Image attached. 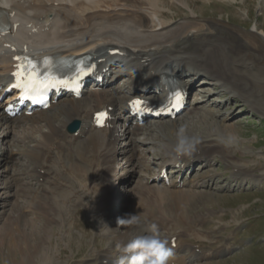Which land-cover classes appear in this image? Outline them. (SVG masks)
<instances>
[{
	"label": "bare ground",
	"instance_id": "1",
	"mask_svg": "<svg viewBox=\"0 0 264 264\" xmlns=\"http://www.w3.org/2000/svg\"><path fill=\"white\" fill-rule=\"evenodd\" d=\"M94 1H97L96 6L101 5L103 9L107 11L109 18L103 23L97 21L92 25H82L80 16L91 8ZM117 1L118 0H0V4L11 7L17 11L16 18L22 25H27L28 27L32 24L30 28H23L22 32L24 35H21L22 32H17L11 36L10 39H7V42L13 45H23L29 44L33 38H41V49H61L64 51L78 50L86 47L104 51L106 47L112 44H118L128 54L134 56L150 57V55H159V58L154 60V62L157 61L162 65L170 62L172 64L170 65L171 69L174 72H186L188 67H190L194 72L205 73L211 85L220 86L223 91L228 93L229 97H232V99L240 97L244 99V102L249 106H259L258 101L255 99L256 90L252 88V85L254 86V79L249 73L250 68L247 70L243 51H232V49L227 46L228 43L225 41V38L220 37L215 29L217 34L214 31H212V33L205 32L201 29V27L204 28V26L193 27L192 25L195 26L196 23H192V21H183L176 25H170V22L164 20L166 19V13H163L161 9L162 3L164 4L165 0H124L125 6L121 5V9L118 8L116 4L118 3ZM177 1H185V3H183L185 6H188L186 0ZM216 26H218V28L228 29L226 25ZM35 27H38V30L36 33H33L32 29ZM192 30H196V33L200 34V39L196 42L195 40L197 39H191L192 35H190V31ZM258 36L264 41L263 32ZM183 41L191 42V46L190 44L186 45ZM5 44H0V83L4 82V79H6V70L9 67L10 60V50L5 47ZM248 54H250L249 51ZM112 59L117 60V58ZM251 64L252 63H249L250 66ZM108 92L110 94L112 93L111 90H108ZM99 98L100 104L102 105L112 104L113 102L110 96L102 98L101 96L98 97L97 93H90L89 100L75 101L67 99L58 103V105L54 107L53 113H44V116L39 115V118H34V120L31 119L29 127H32L33 130L36 131L34 134L37 135L28 134V142L30 144L35 143V146H47L51 144L52 140L55 142L58 141L61 134L62 138L65 140L63 137L65 127L83 112L92 109L91 104H96ZM198 110H200L199 105L190 112ZM202 110H204V108ZM230 116H232V113H227L226 118L228 119ZM199 120L209 122V135L200 136L197 134L198 132L186 127L187 124L185 127L190 132L188 136L195 137L198 140L194 149L200 148L203 157L209 160L220 157L219 159L223 162L227 171L230 172L228 179L231 182L230 184L224 185L225 188L231 189L232 183L238 188L240 181L248 182L249 180L253 182V185L263 188L264 176H261L263 173L255 174V171L253 172V170H251V166L244 163L239 164V161L236 159L238 158L236 154L237 150H234L228 142V137H236L234 126L228 125V127L225 128L222 124L215 127L214 122L207 121L206 118H199ZM91 121L92 115H89L78 137L72 136L69 139L80 142L85 136H89V138L79 144L78 157L82 160H86L92 155H101V164L104 166V168L101 169L104 171L107 184H112L110 177L118 174V170H115L116 167L114 163L117 161H126V163H128L132 157L130 154L127 156L128 151L123 149L126 144L121 142L112 143V138H105L100 134L88 135V133H86L87 130H94ZM153 130L154 133H152L149 139L144 141V144L151 146L154 154L159 157L158 161L163 162L169 155V152L172 149L174 151L176 147L179 125L177 123H168L158 126ZM146 133L151 134V131L146 129ZM39 134L41 140L38 138ZM104 134L106 136L108 135L107 133ZM12 135L13 133L11 132L10 136ZM50 135L52 137H50ZM21 142L23 141L21 140ZM115 145H118V147L116 146L113 148ZM248 149H250V147L243 145L239 152L245 155ZM28 150L31 151L33 149L28 148ZM44 150H47L48 154L52 151L50 146L46 147ZM20 151L22 153L25 152L22 149H20ZM143 162L146 163L145 161ZM147 168L150 169L151 167L147 165ZM72 170L76 174H90L89 170L87 171L78 166L73 167ZM91 173L92 175L90 177L92 178L95 174L93 172ZM33 177H35V174H33ZM209 177L207 175L195 176L193 184L201 183L204 178L208 179ZM214 177L215 176L212 175L211 179ZM94 180L98 185L85 190V199H83L81 195H77V199H73L74 194L72 192L71 202H69L68 199L69 214H75L73 211L77 212L78 208H82L84 202L86 203L85 200H89L92 196L91 193L95 190L96 192L98 191V194L107 190L105 185L106 180H102L99 176H95ZM49 181H52L51 177ZM88 181L92 183L90 178ZM185 183L186 182H184V184ZM0 185H3V189L7 190V193L3 192L0 196V201L2 202L0 204V211H3L2 207L9 205L10 201H12L14 205L17 204L18 198L22 197L20 196V192L25 193V196L33 193V191L27 187L28 185H20L19 179L15 177L12 180H6L5 178L0 180ZM198 187L201 186L195 184V187L181 190L180 192L152 189L151 192H149L151 196L155 195L152 199L149 197L143 198L145 192L142 190H147L146 186L135 187L133 196L137 198V201H133V206L137 208L139 212L147 213L150 211V213L154 215L153 218H156L155 222L152 220L153 223H158L162 219V221H168L167 224L170 226L169 229L162 224L163 229L170 231L169 234L174 233V235H178L180 239L188 238L192 235L204 237L203 235H206L207 232L202 233V231L196 228H199L206 221L217 218L219 214L214 213L217 211L223 212V210H211L207 208L206 211L193 212L192 215L191 211L199 205H203V201L209 204L211 203V198H215L214 194L211 195L212 193L208 194L205 191L194 192ZM23 188L27 190H25V192L21 191ZM65 188L68 189L67 187ZM11 191H14V193ZM67 196L71 198L69 193L62 190L56 192L53 197H47L46 195L37 197L34 195L29 197H34L31 202L27 200L28 197H26V199H19L28 206L29 210H26V212L27 214L31 213L34 219L29 220V218L23 216L21 210H18L17 212H13V220L19 227L17 232L12 231L10 229L11 226L4 230L3 228L8 226L6 224L1 228L0 244L5 246L8 250V252L4 254L5 264H32V260L35 257L40 258V260L43 259L45 261L44 264H53L55 259L48 254L50 249L48 247L50 246H45L51 241V238L47 237L45 232L48 231V229L50 231V227L56 224L58 220L60 225H62L59 226L62 231L64 226L63 215L67 210ZM105 196L106 193H103V197ZM159 197L162 198L160 201ZM94 200H96V198L92 199V201H87L89 206L94 205ZM22 202L20 203L22 204ZM176 202L179 204L180 208L178 206L174 207ZM167 205L170 207L167 208ZM11 207L12 206L9 208L11 209ZM128 208H131L130 205H128ZM6 213H10V210ZM114 213L115 212L111 213V215L114 216ZM129 213L130 215H134V212L131 210ZM2 217L0 213V225L2 222L6 223L7 221L6 218ZM23 217H26V219ZM36 220H41L43 226H45L43 236L39 233H35L34 226ZM119 220L121 219L105 224L107 225L105 227L109 229H105L106 235L103 234L101 237L106 238V244L109 245V248L96 255L97 262L101 261L103 257L107 255L106 253L111 250L113 252L115 251L114 245L118 240L114 237L120 236L123 241H130L139 236L132 224H126L125 228L123 227V230L120 231L119 226H121V224L118 223ZM21 227L29 230H21ZM195 231H197V234H195ZM41 233L43 232L41 231ZM111 233H113L112 238ZM69 237L70 241L68 243H71L72 239H75V236L69 235ZM205 237L209 238V236ZM99 246L100 245H98V248ZM77 256L80 255L78 254Z\"/></svg>",
	"mask_w": 264,
	"mask_h": 264
},
{
	"label": "rangeland",
	"instance_id": "2",
	"mask_svg": "<svg viewBox=\"0 0 264 264\" xmlns=\"http://www.w3.org/2000/svg\"><path fill=\"white\" fill-rule=\"evenodd\" d=\"M183 2L185 3V1L180 2L177 0H171V1L165 0V3L164 4L162 3V6L165 8L163 9V11L166 13L169 11L168 18L170 20H173L175 22L180 21V23L183 21H192V23L195 22L197 25V26L192 25L193 27L204 26V28L201 27V29L205 32L212 33V31H214L216 33L217 31L220 37L225 38V41L228 43V44L226 43L227 46L231 48L232 51L242 50L243 54L245 55L244 60L247 65V70H249L250 68L249 70L250 72L249 71L248 72L252 75L254 79L255 88L253 85L252 88L256 90L255 99L258 101L259 106L258 107L249 106L247 103L244 102L245 101L244 99L240 97H236V98H240L239 100H241L244 103V105H248V107L254 109L251 110L246 106H241L243 105L241 103L239 104V106H237L236 104L232 106L228 105V106H224L220 110V112H216V113L233 111L237 117L236 119H234L231 122H225L223 121V119L211 120V117H209L210 119L206 118V120L210 122H214L215 127L220 126L222 124L224 125L225 128L228 127V125H233L235 129L234 132L236 133L235 134L236 137H231V136L228 137L229 139L228 142L230 146L234 148V150H237L236 154L238 155V158L236 159L239 161L238 163L239 164L244 163L247 164L248 166H251L252 167L251 170H253V172L255 171L254 172L255 174L256 173L264 174V41H262L258 36L260 35V33L262 32L264 33V0H186L187 2L186 4L189 6V8L188 6H185ZM216 25H226L228 29L218 28V26ZM190 35H192L191 37L192 40L197 39L195 40V42L198 41V39H200V34H197L196 30L190 31ZM195 35H199V36H195ZM183 42L186 45H189L191 43L186 41ZM248 51L250 54H248ZM249 63H252L251 66L249 65ZM250 111L256 112V115L254 116L250 114ZM186 121L187 119H184L182 122H180V124L182 125L178 124L179 129L182 126L185 127L188 124V123L186 124ZM184 123L185 125H183ZM186 127H188L190 130H194L195 132H198L197 134L200 136L209 135L208 132L210 129L209 122H206L205 120L190 122ZM186 127H185V135L188 136L190 132L186 129ZM243 145L250 147V149H248L247 151V154L245 155H242L239 152ZM224 167L222 164H220V168L217 169L216 171L224 172ZM263 174L261 176H264ZM258 187L261 188L260 186ZM258 190L263 191L264 189H258ZM74 193L75 191H73V194ZM217 194L219 195L214 194L215 198H211V203L208 204L205 201H203V205L201 204L197 208L193 209V211H191L192 212L191 214L193 215V212L206 211L207 208H210L211 210L214 209H218L220 211L223 210L224 211L223 214H226V216L224 217V222L230 223L229 224L230 227L228 228V230H230L238 222H242V223L245 222L247 224V227H252L254 228V230H252L248 234V237H244L245 239L244 242L256 241V239L259 236L257 235V233L264 232V193H259V195L255 194L251 196L226 195L229 194V192L223 194L221 193H217ZM211 195H213V193ZM13 199L16 200L15 198ZM33 199L34 197L29 198L28 195L27 200L29 202H31ZM161 199L162 198L159 197V201ZM85 201L86 203L84 202L82 206L84 208H88L87 205L89 206V203L87 201L89 200L87 199ZM131 201H132L130 203L131 208H128V210L133 211L135 216H138V218L149 219L151 220V222L152 220L153 222L156 221V218H153L154 215L150 213V211L147 213H143V212H139L137 208H134L133 201H137V198H135V196H133ZM10 206H12L11 209L9 208ZM26 206L27 205H25L23 202L22 204L17 203L14 205L12 201H10L9 205H5V207H2L3 211H0V213L4 218L7 219V221L8 220L10 221L8 222L6 221V223L2 222V224L0 225V230L6 224L8 226L6 228H3L4 230H6L9 226H11L10 229L14 232H17L19 227L17 226V224H15L13 220L14 217L13 212H17L18 210L22 211L23 216H26L27 218H29V220H33L34 218L32 217V214L31 213L27 214L26 210L29 209L28 206L27 208ZM175 206L179 207V204L176 202L174 207ZM169 207L170 206L167 205V208ZM80 209L81 208H78V211ZM9 210L10 213H6ZM73 212L76 213V211ZM134 215L133 214L129 215L124 219L125 220L127 218L131 219V216ZM223 216L224 215H217V218H214L215 219L214 222H210V224L204 225V229L210 230L211 232L218 231L219 224H217L216 219L219 220L218 222L223 221ZM234 216L236 217V220L233 219ZM26 217L23 218L26 219ZM251 221H255V224L254 223L248 224V222ZM35 223H36L34 226L35 233H39L40 235L43 236L45 232V226H43V222L41 220H36ZM59 226L62 225H60V222L58 220L56 224L50 227L51 229L50 231L48 229V231L45 232L47 234V237L51 238V241L48 242L47 245L45 246L46 247L50 246L48 247L50 248L48 254L55 259L53 264H58L56 263V260L60 259L61 261L63 259L61 257L63 256L64 250L65 251L68 250V252H65L64 260L65 259L68 260L69 256L71 259L72 258L76 259L79 257L81 258V256L82 257L84 256V251L86 250V248L90 246V244L91 247L95 246V248L97 247L96 249H100V246L98 248V245H100L101 243H105V244L107 243L106 238H102L97 232H95V236L93 237L94 240L91 239L92 242L85 241V239L83 238L84 235H81L80 232L76 230L73 233L75 239H72L71 243H68L70 241L69 235L65 239L57 240V237H55V235L56 232L58 231L57 228H59ZM70 226H72V224H70L69 227ZM125 226L126 224H122L121 226H119L120 231H122L123 230L122 228ZM23 229L26 228L21 227V230ZM105 229H109V228L105 227ZM224 229L225 228L223 227V230ZM41 231L43 233H41ZM88 231H90L89 227H87V232ZM1 232L2 230L0 231V233ZM225 233L226 232L223 233L221 232L220 235H224ZM112 235L113 233H111V238ZM98 236L101 237L100 242L98 241ZM54 240H57L56 245H54ZM193 242L197 243L195 241ZM69 251L72 252V256L71 253H69ZM7 252H8L7 248L0 244V264H5L4 254ZM78 254L80 256H77ZM32 262H33L32 264L45 263L43 259L40 260V258H36V257L32 260ZM230 264H264V247H262V249L251 248L245 250L244 252L242 251V254L235 257L233 262Z\"/></svg>",
	"mask_w": 264,
	"mask_h": 264
},
{
	"label": "clouds",
	"instance_id": "3",
	"mask_svg": "<svg viewBox=\"0 0 264 264\" xmlns=\"http://www.w3.org/2000/svg\"><path fill=\"white\" fill-rule=\"evenodd\" d=\"M198 140L195 137L185 135V127L177 132V143L174 151L177 156L190 153ZM139 222L137 216L131 219H121L120 224H135ZM151 234L140 235L125 244H117V250L121 253L115 264H170L174 257L173 250L168 246V241L162 239L157 232L156 225H151Z\"/></svg>",
	"mask_w": 264,
	"mask_h": 264
},
{
	"label": "snow or ice",
	"instance_id": "4",
	"mask_svg": "<svg viewBox=\"0 0 264 264\" xmlns=\"http://www.w3.org/2000/svg\"><path fill=\"white\" fill-rule=\"evenodd\" d=\"M36 66L29 62L27 65H18L17 71L13 73L16 77V83L13 87L21 89L23 95L21 99H31L32 94H42L48 87L53 86L54 83H60V81H55L52 77H45L43 80L39 78V74L35 71ZM87 70H83V74H86ZM180 95L176 94L173 106H177L180 100ZM133 107L138 111L142 110L143 102L140 100H135L132 102ZM108 119L107 113H99L96 116L98 126L103 127L105 121Z\"/></svg>",
	"mask_w": 264,
	"mask_h": 264
}]
</instances>
